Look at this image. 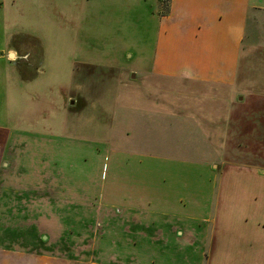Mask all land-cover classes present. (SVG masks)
I'll use <instances>...</instances> for the list:
<instances>
[{
    "label": "rangeland",
    "instance_id": "1",
    "mask_svg": "<svg viewBox=\"0 0 264 264\" xmlns=\"http://www.w3.org/2000/svg\"><path fill=\"white\" fill-rule=\"evenodd\" d=\"M169 2L162 0L163 13ZM156 3L0 0V34H32L44 49L39 75L27 83L5 44L0 51V127L6 137L14 131L23 143H0V254L58 257L68 264L197 260L198 243L192 242L197 229L191 221L177 225L174 214L156 213L168 200L174 206L179 196L203 191L202 167L193 164L202 161L197 151L179 148L180 133L166 132L159 118H147L146 133L137 142L134 134L124 143L116 137L123 120L139 116L133 90L154 55ZM262 20L264 29V15ZM121 48H129L131 58L121 71L81 66L84 60L112 59ZM77 93L85 101L78 98L74 107ZM251 154L264 163V152Z\"/></svg>",
    "mask_w": 264,
    "mask_h": 264
},
{
    "label": "crops",
    "instance_id": "2",
    "mask_svg": "<svg viewBox=\"0 0 264 264\" xmlns=\"http://www.w3.org/2000/svg\"><path fill=\"white\" fill-rule=\"evenodd\" d=\"M156 2L159 31L154 55L133 90L138 103L134 114L139 116L133 122L131 117L123 120L118 142L133 134L137 142L146 133L147 118L162 120L166 132L175 128L181 135L179 148L196 150L202 159L193 164L202 167L203 191L179 196L182 200L174 206L167 199L166 211L156 213H172L175 224L191 221L196 227V264H264V163L250 155L264 152V100L255 104L264 98V62H258L264 57V0H170L166 13L162 0ZM4 33L0 51L7 49L24 82L34 81L44 61L40 38L20 31ZM129 52L121 48L112 59L84 60L81 66L121 71L131 59ZM140 56L139 52L137 59ZM122 85L127 87L125 81ZM76 95L74 107L78 98H85ZM5 131L0 127L4 147L6 142L23 144L14 131L11 139ZM132 159L141 166L137 157ZM8 252L0 254V264H68L58 257Z\"/></svg>",
    "mask_w": 264,
    "mask_h": 264
}]
</instances>
